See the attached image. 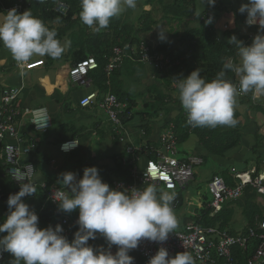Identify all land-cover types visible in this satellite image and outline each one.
<instances>
[{"label":"clouds","instance_id":"clouds-1","mask_svg":"<svg viewBox=\"0 0 264 264\" xmlns=\"http://www.w3.org/2000/svg\"><path fill=\"white\" fill-rule=\"evenodd\" d=\"M206 2L215 4V0ZM80 5L81 22L98 33L109 26L112 18L135 9L137 0H80ZM238 11L246 14V25H259L264 32V0H247ZM159 29L158 39L164 40L167 31ZM0 43L19 66L36 56L59 59L65 51V45L57 39V31L49 29L29 10L18 13L12 9L0 18ZM227 43L236 48L239 60L226 59L214 79L206 81L199 69L176 79L178 99L192 128L234 127L237 96L247 93H252L253 98L264 96V34L254 36L247 46L235 35ZM229 71L239 78L238 86L225 78ZM77 144L76 140L69 141L61 149L67 151ZM15 180L20 184L19 191L9 195L8 214L0 222V234L6 233L0 235V255L11 254L14 258L11 264H134L129 253L142 240L162 243L178 227L171 206L173 192L160 191L155 184L142 190L113 189L92 166L86 167L79 179L72 172L62 173L59 181L62 190L54 196L60 211H78L77 230L69 241L60 224L54 228L39 227L38 215L23 199L36 194L35 186L27 182L25 172L19 169ZM98 234L104 238L106 248L88 243ZM113 246L115 253L111 250ZM148 264H196V259L187 251L172 257L161 247Z\"/></svg>","mask_w":264,"mask_h":264},{"label":"built area","instance_id":"built-area-1","mask_svg":"<svg viewBox=\"0 0 264 264\" xmlns=\"http://www.w3.org/2000/svg\"><path fill=\"white\" fill-rule=\"evenodd\" d=\"M48 0H43L47 2ZM225 0H215V4L224 3ZM27 2L16 0L11 4H4L0 0V10L6 14L9 10L16 9L18 13L25 11ZM68 6L61 0H56L53 10L64 14ZM209 18L204 21L209 23ZM259 26V25H257ZM136 60L141 63L150 64L157 70H163L171 65L169 57L144 44L139 48L132 49L129 54L124 53L118 47L114 50L113 57L105 67L107 77L123 64L124 58ZM98 67L94 57H87L74 65H70L67 71L71 82H79L88 73ZM83 83V82H82ZM239 83L236 85L238 86ZM89 85V82L86 84ZM21 90L17 87H2L0 94V149L4 159V174L9 180L7 192L0 191V202L3 205L2 214H8L7 199L10 194L19 191L20 184L15 180L17 170L24 171L27 182L32 183L36 191H41L44 196V204L56 209L59 224L63 227V235L72 237L77 230L76 221L78 214L72 216L60 211L54 199L56 192L62 190L60 184L48 185L46 182L35 180L36 169L33 161V153L37 142L32 136L25 137L19 129V117L27 116L35 132H47L51 127V120L45 109L20 107L16 100L20 97ZM80 107L97 106L102 109L110 123L111 135L119 141L126 140L124 125L121 121L122 114L126 112L127 103L120 102L113 93L91 91L78 100ZM188 130H193L187 124V116L184 118ZM173 124L162 133L157 145L127 143L121 153L119 163L123 166V174L113 179L109 186L117 190H131L133 188L143 189L148 184H155L158 190L171 191L175 194L172 208L181 204L180 190L185 189L195 176L196 167L203 164V158L198 155H187L178 157V138L173 131ZM76 140L78 143L74 148L63 151L61 146L66 142ZM59 152L68 155L79 149L78 139H68L59 143ZM151 153L153 158L148 157ZM140 163L142 166L140 167ZM80 173L75 174L77 179ZM233 183H227L220 175H213L207 182L211 200L201 202L200 209L210 208V215L214 216L221 211L227 203L238 201L248 189L254 191L261 199L264 198V175L257 172L255 168L247 171H238L231 174ZM25 180H21V183ZM37 193V192H36ZM31 196L25 197L29 198ZM264 204V202H262ZM199 210L183 228L176 229L168 239L162 243L142 240L139 247L130 251L129 255L134 257V264H148L152 256L159 248L164 247L169 255L174 257L177 253L187 251L196 259V264H233L236 250L247 253L246 264H264V215L256 216L254 225L247 230H238L231 234L226 229L216 226H204L200 222ZM89 242V241H88ZM185 246V247H184ZM115 253L116 247H112ZM5 252L0 255V264H3Z\"/></svg>","mask_w":264,"mask_h":264},{"label":"crops","instance_id":"crops-1","mask_svg":"<svg viewBox=\"0 0 264 264\" xmlns=\"http://www.w3.org/2000/svg\"><path fill=\"white\" fill-rule=\"evenodd\" d=\"M4 4H11V0H1ZM145 4L141 5L137 0V6L135 9H128L123 12L119 17H121L123 23H128L132 26H135L138 20V17L144 13H148L152 18L154 23L152 24V29L148 32L140 33L139 39L140 44H144L146 46L151 47L152 49L155 48L164 40H171L175 46L178 45V39L183 35L184 32L191 28H197L200 26V21H203L206 25L212 27L216 35L219 39H228L235 35L238 40L242 41L246 46L252 43L254 36L260 34L261 30L259 26L253 25L248 26L245 23L246 14L239 13L238 9L243 3H247V0H225L224 3L209 5L207 4L206 0L202 4L201 0H195V14L189 18H184L183 20L174 19L171 17L162 16L163 20L161 22H157L155 18V10L158 7H161L166 4L171 3L172 0H145ZM14 3V2H13ZM162 12V10H160ZM4 15L3 12L0 10V18ZM208 17L211 22L207 23L204 21V18ZM181 23L183 26H186L183 29L182 34L178 38L173 35L174 28H177V25ZM163 27L167 33L170 35L169 37L166 36L165 39L160 40L158 39L159 28ZM182 28V27H181ZM169 30V31H168ZM173 31V33L171 32ZM61 43L65 45V51L59 59H51L50 61L46 60L44 57H33L26 65L19 66L13 60L10 52L0 43V91L2 87H17L21 90L20 97L16 100V104H19L20 107H28V108H41L45 109L49 115V111L53 115V120L56 117H61V108L62 102L67 99L69 100V108L74 110L76 108L88 110V108H81L78 105V100L85 96L87 93L91 91H96V89L89 83V85L77 87L75 90H70L68 86L69 82H71L68 78L67 71L71 64L67 62L65 54L69 52V38L68 36L62 38ZM231 46V45H230ZM161 53V52H160ZM163 54V53H162ZM229 58L233 59L234 61L239 60L237 56V50L232 56ZM228 58V59H229ZM195 62L191 59V57H184V59L180 63H176V68L168 66L163 70H157L150 64H143L141 62H130L128 64L122 65L120 67L121 75L119 79L122 81L121 87L124 90L129 91L132 95H134V99L136 101L135 106L130 110L128 116H131L126 123H124V132L126 135V140L124 141H117L114 142L111 140L110 136V123L109 124V132L108 134H103L105 138L97 137L99 139L110 140L117 144L118 142H123L124 147L127 143L133 144H141L143 142H147L151 145H157L160 136L164 133L170 126L173 124L174 128L173 131L176 134L177 138L181 136L183 133L187 132V137L184 141H178L177 148H178V157H183L187 155H198L203 158V164L208 157H224L231 158L232 156L235 157L236 153L239 151L244 152L247 157V160H251L252 164L248 168H244L241 171H247L249 169L255 168L257 172L264 175V96L253 98V94H251L250 102L247 99H243L244 96L247 94H240L236 98V104L234 106V110L236 111V115H234L235 120L237 121L234 127H227V126H219L218 130L220 132L230 131L234 129L239 124V133L241 135L239 144L235 147L228 149L222 156H216L213 154L208 153V151L202 147L199 142L197 136L192 132V130H188L184 118H185V111L181 107L180 101L178 99V89L176 87V79H180L183 77H187L192 71H194ZM154 72L158 73L159 78L156 79L154 76ZM153 74V76L151 75ZM64 76H66L64 80ZM164 77L162 80L161 77ZM237 78V83H239V78ZM44 79V80H43ZM49 83L47 82V80ZM45 86L51 84L53 86L51 91H47ZM163 81V82H161ZM66 82V83H65ZM139 85L144 87L140 93L135 92L128 87L130 85ZM157 82H161L160 85L154 84ZM65 84V87H60V85ZM163 85V86H162ZM153 86L154 91H159L168 96L162 102L157 101L154 99L156 95L155 92L148 91L149 87ZM139 93V94H137ZM137 95H142L144 100L142 102V106L138 105V101L136 99ZM1 98V94H0ZM148 98V100H147ZM147 102L148 105L144 106V103ZM151 103V104H150ZM64 106V105H63ZM90 110V109H89ZM92 111V121H96L95 117L99 113V109L96 107L95 112ZM103 112V111H102ZM149 113L146 117L142 118L140 113ZM104 113V112H103ZM105 114V113H104ZM66 116L71 114H66ZM105 116V115H104ZM50 117V116H49ZM64 119V117H63ZM63 119L59 120V123H63ZM107 119V118H106ZM136 119L135 122H132ZM51 120V118H50ZM100 122L103 123L102 119H97L96 123ZM132 122V123H130ZM19 129L20 132L25 136L29 137L32 136L36 139L37 147L35 152L33 153V160L38 162V167L40 173L43 165H47L45 169H49L48 175H41V178L37 180L38 182H45L46 180L50 179L52 184L59 183L60 180H57L56 175L53 173H58L57 170L52 168V162L54 158L61 157L62 155L59 152V149L54 150L50 149L51 145H48V150L46 148L45 142L46 137L44 134L46 132H35L29 123L27 116H20L19 117ZM94 125V124H93ZM52 123L51 127L52 128ZM48 129V130H49ZM47 130V131H48ZM70 134V133H69ZM67 133H63L61 136L56 137L55 141L59 146V143L68 139ZM99 135V134H98ZM100 136V135H99ZM109 136V137H108ZM77 138V137H76ZM54 140V139H53ZM51 143L52 141H48ZM101 146V143H98ZM122 147V146H121ZM124 147L121 149L119 153H112L111 151L105 152V158H111V165L108 167H104L102 170L104 174H100L104 176L105 174L114 175L115 177L123 174V168L117 165L118 161L114 159V156H118L123 152ZM80 148V145H79ZM1 158V154H0ZM241 159V157H239ZM0 163H2L0 161ZM104 165V164H103ZM246 165V162H245ZM117 166V167H115ZM231 169V170H229ZM79 171L83 172V169ZM239 170H235L234 166H227L223 170L219 172H214V175L222 176L227 183H233V178L231 174L233 172H238ZM79 172V173H81ZM77 174V173H76ZM228 177V181L226 180ZM194 181V180H193ZM208 182V180H207ZM60 184V183H59ZM9 187V180L4 174V170L0 167V191L7 190ZM42 195V194H41ZM32 197H38L37 194ZM247 201H252L260 205V207L264 208V198L261 199L257 194L248 189L245 194L235 202H239L244 204ZM43 204L45 203L44 200L42 201ZM233 202V203H235ZM41 203V202H40ZM183 199L181 201L180 206L176 209L182 208ZM200 203V201H199ZM201 204V203H200ZM200 204L195 208H192V211L189 212V215L184 217V226L192 219L195 213L200 208ZM2 205V204H1ZM46 206V205H45ZM44 206V208H45ZM237 210L234 212V215L242 208L241 206L236 207ZM3 205L0 209V220H2L5 216L2 214ZM43 208H38V210ZM37 211V210H34ZM242 214V212H241ZM233 215V217H234ZM264 215V214H263ZM262 215V216H263ZM184 216V215H183ZM182 216V217H183ZM259 216V215H255ZM242 217L244 218L243 214ZM245 219V218H244ZM246 222V221H245ZM182 226V228L184 227ZM231 227L237 232L238 230H243L244 226H238V224H232ZM181 229V228H179ZM245 230V229H244ZM6 235V233L0 234Z\"/></svg>","mask_w":264,"mask_h":264},{"label":"trees","instance_id":"trees-1","mask_svg":"<svg viewBox=\"0 0 264 264\" xmlns=\"http://www.w3.org/2000/svg\"><path fill=\"white\" fill-rule=\"evenodd\" d=\"M15 1L16 0H11V3ZM24 1L28 3L25 11L29 10L35 17L41 19L44 24L49 27V29H55L57 31V39L60 40L70 31L68 38L70 41L69 53H71V65H74L87 57L95 58L98 67L90 71L85 77V80L93 85L99 94L110 92L116 96L118 101L127 103V109L126 112L122 114L121 121L124 124L131 119V116H128V114L135 106L136 101L134 99V95L121 87L122 81L119 79V76L121 75L120 67L122 65L126 66V64L130 62H137L136 55H134V60L124 58L123 64L116 68L111 73L110 77H107L105 67L109 60L113 57L115 48L118 47L126 54H129L132 49L139 48V34L148 32L152 29V24L154 23L153 18L148 13H144L138 17L136 25L132 26L128 23H123L121 17H114L110 20V24L107 28L102 29L97 33L81 22L79 16L81 11L80 0H61L68 6V9L64 14L53 10L56 0H48L47 2H40V0ZM162 11L165 17L167 16L183 20L184 18L194 16L195 0H172L171 3L163 6ZM57 20L59 22H57ZM260 34H264V32L261 31ZM155 50L169 57L172 62L171 67L173 68H176V63H180L184 57H191V59L195 62L194 70L199 69L201 76L206 81H211L221 70L223 62L235 53L236 48L234 46H230L226 42L225 38L219 39L212 27L206 25L203 21H200L199 27L191 28L183 33V35L178 39L177 46H175L171 40H164L156 47ZM45 58L47 62L52 59L48 56H45ZM225 78L237 84V78L234 73L230 71L227 72ZM70 86V90L72 91L77 88L76 84H71ZM153 89L154 87L151 86L147 90L153 93L155 92V89ZM155 93L156 95L154 96V99L157 101L162 102L165 98H168L167 95L159 91H156ZM251 94L252 93H248V95L244 96L243 99H247V101L250 102ZM147 105L148 103L145 102L144 106ZM146 115H149V113H140L142 118L146 117ZM234 115H236L235 110ZM66 127L67 124L64 123L59 125L61 130L70 132V134L68 132V139H77L76 137L79 136V130L75 129L74 126H70V130H67ZM218 128L219 126L215 129L207 127L194 128L192 132L197 136L199 144L204 147L208 153L216 156H222L228 149L239 144L241 135L239 133V124L234 129L225 132H220ZM110 136L112 141H117V138L113 137L111 132ZM186 137L187 132L179 136L178 141L182 142ZM147 144L150 145L149 143ZM0 154V161L2 162L0 163V167L4 170L5 165L1 149ZM120 156L121 154L114 156L113 158L116 159V161H119ZM148 157L153 158L151 153H148ZM33 163L36 172H38V162L34 161ZM117 165L120 166V168H123L119 162ZM81 175L83 176V172L79 174V176ZM226 180L228 181V177H226ZM45 182L48 185L52 183L50 179ZM3 192H7V190H3ZM36 192L40 202L43 201L44 196L41 195V191L38 190ZM179 194L182 201V195L181 193ZM237 206H241V212L246 221L243 231L244 229L247 230V228L254 225L255 215L262 217L264 214V208L260 207V205L255 202L247 201L242 205L241 203L239 205V202H231L225 204L221 211L214 216L210 215V208L198 209L200 213L199 220L204 226L218 225L220 229H226L229 233L234 234L236 231L233 227H231V221ZM35 213L39 217V227L41 228H46L48 226H52L54 228L57 224H59V217L56 213V209L50 205H46L45 208L37 210ZM68 214L74 216L78 214V211ZM4 218L0 220V222H3ZM67 238L69 241L72 240V237ZM88 243L93 247L101 245L105 246V248L107 247L104 238L99 234L95 240H89ZM247 256V253L236 250L233 257V264H246ZM13 259L14 258L11 254L5 252L3 264H11ZM217 264L222 263L219 262Z\"/></svg>","mask_w":264,"mask_h":264},{"label":"rangeland","instance_id":"rangeland-1","mask_svg":"<svg viewBox=\"0 0 264 264\" xmlns=\"http://www.w3.org/2000/svg\"><path fill=\"white\" fill-rule=\"evenodd\" d=\"M138 1L141 5H144L146 2L145 0H138ZM163 6L158 7L155 10L156 12L155 18L157 22H161L163 20L162 16H164V14H163V11L162 12L160 11L162 10ZM185 27L186 26H183L181 23H179V25H177V28H174V33L173 31L171 32L173 33L174 36H176V38H178L180 34H182L183 29H185ZM69 35H70V31L62 38L69 36ZM166 36L169 37L170 35L166 33ZM65 56L67 59L66 61L69 62L70 64L71 53L68 52L67 54H65ZM151 75L153 76V74ZM154 76H156L155 77L156 79L159 78L157 72H154ZM65 78L66 76H64V80ZM161 78L162 80L164 79L163 76ZM43 80L41 81V83L44 85ZM47 82L49 83L48 80ZM82 82L81 81L69 82L68 86L71 87L70 86L71 84H76V86L79 88L81 86H85L88 83V81L85 79H83ZM161 82H157V83L154 82V84H157L161 87L160 85ZM129 83L130 85L128 84V87L132 89L134 93L135 92L140 93L142 90H144V87L142 89V86H139L136 84L131 85V82ZM44 87L46 88L47 91H51L53 88L51 84H49L48 86L44 85ZM60 87H65V84L60 85ZM136 99L138 101V105L142 106L144 97L142 95H137ZM68 101L69 100L65 99L62 102V105L60 106V109L63 108L61 109L60 113L63 114L64 112V115H62V118L59 116V117H56L55 120H53V117H52L53 115L49 111V116L51 118V123L53 126L51 129H49L46 132L47 134H44V137H46V140H47L45 142V145H46L47 150H48L49 144L51 145L50 149H54V150L58 149V144L55 141L56 140L55 136L58 137V136H61L63 133L68 134L69 132V131L61 130V128H59V125H60L59 120H62L64 117L63 123L67 124V127H66L67 130H70L69 129L70 126H74L75 129L79 130V136H77V139H78L80 148L68 155H62L61 157L54 158L52 162V168L54 170L56 169L58 173H55V172L53 173L56 175L57 180H60L62 173L72 172L76 174V173L81 172L79 171L80 169L84 170L86 167L95 166L99 170V175L104 174V171L102 169L104 167H108V165H111V161H112L111 158H105V152L111 151L112 153L113 152L119 153L121 152V149L124 147V143L118 142L117 144H115L110 140V138H108V140H104V139H99L95 137L97 135V137L105 138L103 134H108L109 132V127H108L109 124L107 123L106 125V122L108 119H106L107 116L106 114L102 112V110L99 109L100 111L97 114V117H95V119L96 121L97 119H102L103 123H100V122L96 123V121L94 122L92 121V119L94 118H92L93 116L91 114L92 113L91 110L95 112V109L97 106L90 107L89 108L90 110L89 109L80 110L79 108L72 110L69 108L70 103ZM65 113L71 114V115L66 116ZM135 121L136 119H134L132 122H135ZM50 140L52 141L51 143L48 142ZM98 143H101V146ZM244 156H246L245 153L239 151L238 153H236L235 157L232 156L231 158H226V155L224 157H208L205 160L204 164L196 167L194 181H192L185 189L180 190V193L183 199L182 208L180 210L176 208L173 209L174 214L178 220L177 229L182 228V226H184V223H185L184 217L187 218V216L189 215V212L192 211V208L194 207L196 208L201 202H208L211 200V195L207 187V180H209L214 175V172H219L223 170L224 168H226L227 166H234V169L239 170V171L251 166L252 161L251 160L246 161L247 157H244ZM239 157H241V159ZM245 162H246V165H245ZM139 165L141 167L142 163H140ZM46 167L47 165H43L41 173L40 171L36 172L35 179L39 180L42 174L48 175V172H50V170L48 168L45 169ZM100 177L102 181L106 182L107 184H110V182L116 178L114 175H110V174H105L104 176L100 175ZM162 191H165V190H162ZM23 199L30 206L32 210H38V208H44L45 206V204H43L42 201L40 203V200L37 197L23 198ZM1 204L2 203L0 202V209L2 206ZM236 210L237 208H235V211ZM231 223L233 225L237 223L238 226H241V227L244 226L245 219L242 217L241 209L237 212L236 215H234Z\"/></svg>","mask_w":264,"mask_h":264}]
</instances>
